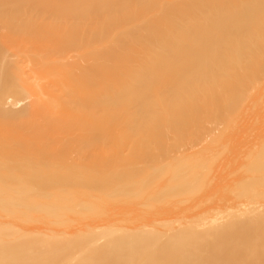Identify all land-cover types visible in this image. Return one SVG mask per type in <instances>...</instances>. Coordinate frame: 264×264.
<instances>
[{
  "label": "bare ground",
  "instance_id": "obj_1",
  "mask_svg": "<svg viewBox=\"0 0 264 264\" xmlns=\"http://www.w3.org/2000/svg\"><path fill=\"white\" fill-rule=\"evenodd\" d=\"M0 264H264V0H0Z\"/></svg>",
  "mask_w": 264,
  "mask_h": 264
}]
</instances>
